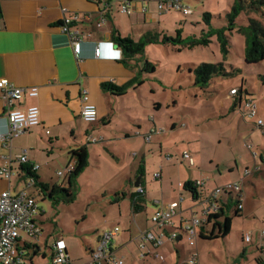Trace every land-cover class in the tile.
I'll return each mask as SVG.
<instances>
[{
    "label": "crops",
    "instance_id": "1",
    "mask_svg": "<svg viewBox=\"0 0 264 264\" xmlns=\"http://www.w3.org/2000/svg\"><path fill=\"white\" fill-rule=\"evenodd\" d=\"M181 1L187 5L184 0ZM123 3L124 0L0 1V79H7L26 90L37 88L39 92L37 97L31 98L25 95L15 106L20 109L38 106L41 112L40 126L14 137L8 144L0 141V168H10L12 171L10 180L0 178V194L10 191L12 195L25 192L31 197L40 196L42 190L40 183L51 188L53 186L65 188L69 174L77 163L70 154L72 151L86 148L89 152V163L93 152L99 153L100 157L101 153L106 151L109 154L101 157L105 159L110 156L115 160L112 165L113 177L107 182L110 186L108 193L126 194L118 203L114 194L115 199H112L114 203L120 204L126 197L129 196L130 199L132 194H136L135 183L141 176L139 187L145 192L141 199L144 210L148 208V201L152 202L154 207L152 215L160 209L167 208L171 203L178 202L179 215L175 216L173 222L175 226H180L181 222L189 221L193 216L202 217L209 210L210 205L205 199L197 203L203 204L204 207H197L199 205H193L190 194L179 186L180 184L184 186L188 182L198 183L201 180L196 172L190 171L187 175L185 170L179 169L180 177L181 175L184 177L180 178L182 180L177 185L179 194L174 197L171 195L174 191L173 184L170 188L167 187L163 178V169L160 168L156 173H160L161 177L153 180L161 181L162 199L149 198V187L145 176L147 160L144 159L143 144H150L155 136L169 133L164 137L166 146H164L165 142L161 144V139L157 140L162 155L169 149L168 142L174 141L172 136L177 132L178 124L173 121L161 130L157 126L155 116L152 124L148 122L147 108L142 101L145 80H142L141 68L137 64L139 56L131 60V67H128L121 61V49L113 40L117 34L133 40L135 35L143 37L146 33L152 32L148 26L160 27L165 21L164 16H168L173 11L160 12L154 0H130L133 14L127 15L121 12ZM64 8L68 9L65 14ZM73 13L79 15V20L72 23L70 29L78 30L84 39L82 54L78 59L75 57L70 37L61 31L63 17H69ZM99 23L101 26H98ZM94 44L102 45V54L99 58L94 55ZM134 78H138L139 83H134L123 97L113 96L103 91L101 87L105 82L125 86ZM83 91H87L90 103L97 108L98 121L95 124L86 123L81 118ZM242 95L247 97L248 92H242ZM157 109H161L160 104ZM7 111L8 106L0 93V135L7 130L5 123ZM148 137H150L149 141ZM94 139L97 141L95 142ZM24 153L29 159L25 165L19 161ZM186 153L190 155V152L184 151L183 156ZM165 158L168 162L173 160L170 155H166ZM191 158L195 163L194 158ZM241 161L243 162V158ZM33 165L39 166L36 171H32L38 177L37 184L26 178L27 173L23 169ZM247 167L245 176L250 175L247 174L250 170L249 166ZM58 168L64 169V171L58 170L64 175L60 176L57 172L58 178H55L52 172ZM238 176L239 173L236 179L216 184V187L239 182L241 176L239 178ZM208 191V187L205 191L202 189L205 197L209 194ZM185 193L188 198L184 196ZM40 198L42 201L48 199L44 198L43 194ZM107 198L109 197L99 199V202L102 203ZM39 202L38 200V212L41 216L47 209ZM254 202L257 210L252 209L254 206L251 208L243 206L241 222H239L241 226L238 225L234 232L231 230V233L222 239V245L226 247L219 256H216V261L210 257L211 252H207L206 259L202 254L203 249L198 250L197 247L190 246L176 247L172 245L173 242L167 240L157 250L164 256V260L152 256L141 259L137 238L141 232L151 227L148 224L143 227L139 217L134 218L135 224L132 226L128 222L126 235L119 234L114 238L111 244L113 254L115 257L123 258L125 264H188L195 253L198 255L197 264H219L218 262L258 264L257 260H261L264 264V235H262L264 211L263 214H259V211L264 209V202L259 196ZM199 211L202 216L197 214ZM133 214L136 215L134 212ZM34 221L37 226L42 225L41 234L32 237L22 232L19 249L29 260V264H51L55 244L64 238H57L49 232L46 224L44 225L43 217L35 218ZM108 230L111 229L103 228L97 232L93 245L86 243L90 257L85 264H89L92 251L97 248L103 233ZM248 234L251 236L250 242L246 240ZM65 244L69 264H76L71 246L66 242ZM132 244L135 245L134 249H130ZM28 245H31V248ZM231 245L237 249V254L231 252ZM231 257L234 262L231 261Z\"/></svg>",
    "mask_w": 264,
    "mask_h": 264
},
{
    "label": "rangeland",
    "instance_id": "2",
    "mask_svg": "<svg viewBox=\"0 0 264 264\" xmlns=\"http://www.w3.org/2000/svg\"><path fill=\"white\" fill-rule=\"evenodd\" d=\"M184 1L191 8L192 14L184 15L173 11L164 16L165 21L160 27L148 26L152 33L158 34L159 42L146 44L144 54L139 56L137 62L141 68L142 80H145L142 101L147 108L148 122L152 124L155 116L157 126L161 129H165L173 121L178 124V130L172 136L174 141L168 142L169 149L162 155L157 140L161 139V144L165 142L166 146L164 137L169 133L155 136L150 144H143L144 159L147 160L145 176L149 198L162 199L161 181L153 180L154 174L160 168L163 169L167 187L170 188L173 184L174 191L171 195L174 197L179 194L177 185L182 180L180 178L184 177H180L179 169L185 170L187 175L190 171L196 172L200 182L204 183L202 189L206 190L208 187L210 193L215 190L216 184L234 180L239 173L238 178L241 177L238 183L243 194L242 206H254L252 209L257 210L254 199L257 200L259 196L264 202V61L255 65L245 63V38L236 31L233 34L227 33L231 41V53L227 58L223 56L216 40L207 47L192 49L187 44H163L165 37L177 39L179 29L182 30L181 38L187 39L202 36V31L210 27L225 28L226 15L235 0ZM205 13L212 15L211 26L204 22ZM135 36V42L142 38L141 35ZM205 63H223L227 75L216 77L208 87L201 88L195 85L192 71ZM151 67L155 68L154 72ZM233 88L241 89L243 93L248 92L247 100L257 103V116L254 120L245 118L244 102L241 109L236 105L237 97L230 95ZM157 103L161 105L160 110L157 109ZM258 120L263 121L262 127L257 126ZM184 151L190 152L194 158L193 165L190 160L183 158ZM108 154L104 151L101 156ZM166 155L172 156L173 160L168 162ZM101 156L93 152L88 167L76 178V198L73 203L56 204L51 199L42 201L41 195L35 197L40 201V205L47 209L41 216L38 212L36 218L43 217L47 230L57 238H64L71 246L76 264H85L89 260L86 243L93 245L97 232L103 228L119 227L120 234L126 235L128 222L131 226L134 225V218L137 217L143 227L145 224L152 227V202L147 203L149 209L136 215L132 212L129 196L120 204L114 203L112 199H115L114 194L117 193H108L110 186L107 182L113 177L112 165L115 160L110 156L105 159ZM247 166L252 172L249 176H245ZM232 168L234 173L231 172ZM58 170L64 171L62 168L53 171L55 178H58ZM229 192L234 195L238 193L234 189ZM184 196L188 198L186 193ZM106 197L109 198L99 202V199ZM193 205L204 207L203 204ZM263 211L264 209L259 211V214ZM197 214L202 216L200 211ZM239 222L241 218L233 219L232 232L238 225L241 226ZM181 233L183 239L172 245L189 247L188 237L184 232ZM222 242V239H200L197 249H203L202 254L206 259L207 252H211L210 257L216 261V256L226 247ZM134 247L132 244L130 249ZM230 250L235 254L238 252L233 245ZM232 258L230 259L234 262Z\"/></svg>",
    "mask_w": 264,
    "mask_h": 264
},
{
    "label": "built area",
    "instance_id": "3",
    "mask_svg": "<svg viewBox=\"0 0 264 264\" xmlns=\"http://www.w3.org/2000/svg\"><path fill=\"white\" fill-rule=\"evenodd\" d=\"M1 1V0H0ZM130 0H124L121 6V12L127 15L133 14V9L130 7ZM157 2V6L160 12L168 13L171 11L180 12L184 15H191L192 10L189 6L185 5L181 0H154ZM1 6V4H0ZM68 9L64 8L63 13H67ZM79 20V15L73 13L71 16L63 17V23L61 25L62 33L68 35L72 41L74 47L75 57L78 59L82 54V47L84 39L78 30H71V24ZM101 26V23L98 24ZM102 54V45L94 44V55L99 58ZM122 54V51H121ZM122 55H120V59ZM0 93L2 99L8 106L7 115L5 117L6 132L0 135V141L8 144L14 137L29 131L32 128L40 126L41 112L38 106H30L27 109L16 108V104L20 103L25 95L31 98L38 96L39 92L37 88L24 89L16 86L7 79H0ZM239 90L231 89L230 95L234 98L238 95ZM82 108L81 118L89 124H95L98 121V113L95 105L90 103L87 91L82 92L81 96ZM241 109V106H239ZM244 116L247 119H255L257 116V103L253 100H247L244 103ZM263 121L258 120L257 126L262 127ZM96 142L97 140L94 139ZM184 159L190 160V164L193 165V160L189 154L183 156ZM20 163L27 164L29 159L24 153L19 158ZM33 171H36L39 166H31ZM248 172L247 174H249ZM60 176H63V172H59ZM12 171L10 168H0V178L10 180ZM161 177L160 173H155L154 180H158ZM32 183L33 178L29 179ZM198 185L202 186L201 182ZM183 187V184L179 185ZM240 183H231L224 187V190L230 191L231 189L241 192ZM221 192V188L216 189L209 199L212 201L217 199ZM233 192V191H232ZM144 189L142 187L137 188L136 194L144 195ZM207 202V201H206ZM179 203H171L167 208H163L155 212L151 217L152 227L146 231H143L138 236V251L141 259L147 256H152L159 260H164V256L157 250L162 246L165 240L177 243L183 239L184 232L188 237L190 247L195 248L197 246L198 237L200 236V228L205 221V218L193 216L189 221L181 222L180 226H175L173 219L179 215ZM217 207L210 205L207 212L215 213ZM207 212L204 214L206 215ZM38 215V204L34 197L28 196L25 192L18 195H12L10 191H5L0 194V264H29L25 256L18 249L19 239L21 233L25 232L32 237H37L41 234V229L35 223V218ZM120 234V228L114 227L111 230L105 231L102 235L101 241L97 248L92 251L89 264H125L123 258L115 257L111 244L116 236ZM264 235V231L262 232ZM247 242L251 241V236L248 234L246 237ZM197 253L193 254L188 264H197ZM51 264H69V256L67 254L66 244L64 240L56 242L54 247V253Z\"/></svg>",
    "mask_w": 264,
    "mask_h": 264
},
{
    "label": "trees",
    "instance_id": "4",
    "mask_svg": "<svg viewBox=\"0 0 264 264\" xmlns=\"http://www.w3.org/2000/svg\"><path fill=\"white\" fill-rule=\"evenodd\" d=\"M1 13V12H0ZM212 15L209 13L204 14V22L211 26ZM227 25L223 29H217L210 27L208 30L202 31V36L196 37L192 36L187 39H182V30L177 31V39L164 38L163 44L168 43L176 46L177 44H187L189 48L195 47H207L214 40H216L220 46L221 52L225 58H227L231 53V41L230 36L235 31L244 36L245 38V50L244 59L245 63L248 65L259 64L264 61V0H235L234 4L231 6L230 11L226 15ZM242 22V24H239ZM114 42L117 43L122 51L121 61L131 67V60L144 54L145 45L148 43H158V34L148 32L146 33L139 42H135L132 38H123L119 34L113 37ZM152 72L155 71L154 67H151ZM195 85L201 88H206L210 85L216 77H221L222 75H227L225 66L223 63L220 64H202L193 71ZM138 78H134L130 83L125 86H116L113 83L105 82L102 84V90L110 93L116 97H123L127 94L128 89L136 82ZM139 83V82H138ZM239 101L236 104L242 107L243 102L247 101V98L242 95L241 89L236 96ZM244 98V100H243ZM162 130V129H161ZM72 158H74L77 163L73 171L69 174L68 186L65 188L53 186L52 188L48 185H42L41 195L44 198L51 199L54 203L64 202L66 204L73 203L76 198V178L84 171L89 165V152L86 148H81L71 153ZM256 157V155H255ZM24 171L29 177H32L34 182L39 183L38 177L32 173V167H23ZM250 172V170H248ZM252 173V172H250ZM202 183V182H201ZM228 185V184H226ZM218 186L215 188H221V192L217 199L211 200L209 197L213 192L205 197L202 192V187L204 183L198 185V183L188 182L183 186V189L190 194L191 199L194 204L205 199L207 204L215 205L217 211L215 213L207 212L206 215L202 217L205 218L203 224L200 228V236L198 241L202 240H217L226 238L232 230L233 219H238L242 217V192H238L236 195L224 190L222 187ZM200 188V190H199ZM204 190V189H203ZM205 191V190H204ZM126 194H116V203L119 202L121 197ZM144 195L132 194L131 207L134 213H139L144 210V205L141 199ZM35 198V197H34ZM36 200V199H35ZM198 244V242H197ZM31 248V245H28ZM197 247V246H196ZM195 247V248H196ZM19 249V246H18ZM20 251V249H19ZM26 259V257H25ZM28 262L29 260L26 259ZM258 264H263L261 260H257Z\"/></svg>",
    "mask_w": 264,
    "mask_h": 264
},
{
    "label": "water",
    "instance_id": "5",
    "mask_svg": "<svg viewBox=\"0 0 264 264\" xmlns=\"http://www.w3.org/2000/svg\"><path fill=\"white\" fill-rule=\"evenodd\" d=\"M26 178L30 179V177L28 175H25ZM140 180H141V176L138 178L137 182L135 183V187L138 188L140 186ZM179 242V240H178Z\"/></svg>",
    "mask_w": 264,
    "mask_h": 264
},
{
    "label": "bare ground",
    "instance_id": "6",
    "mask_svg": "<svg viewBox=\"0 0 264 264\" xmlns=\"http://www.w3.org/2000/svg\"><path fill=\"white\" fill-rule=\"evenodd\" d=\"M73 50H74V47H73ZM81 51H82V49H81ZM75 52V51H74ZM150 140V137H148V141Z\"/></svg>",
    "mask_w": 264,
    "mask_h": 264
}]
</instances>
